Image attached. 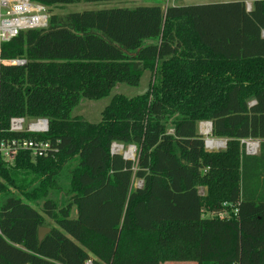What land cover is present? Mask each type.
Listing matches in <instances>:
<instances>
[{
	"label": "trees",
	"instance_id": "1",
	"mask_svg": "<svg viewBox=\"0 0 264 264\" xmlns=\"http://www.w3.org/2000/svg\"><path fill=\"white\" fill-rule=\"evenodd\" d=\"M145 70V91L113 95L98 122L74 113ZM13 117L46 118L53 153L0 156V264H264V0L50 13L0 44V140L29 137ZM201 121L223 150L205 149Z\"/></svg>",
	"mask_w": 264,
	"mask_h": 264
},
{
	"label": "built area",
	"instance_id": "2",
	"mask_svg": "<svg viewBox=\"0 0 264 264\" xmlns=\"http://www.w3.org/2000/svg\"><path fill=\"white\" fill-rule=\"evenodd\" d=\"M250 6L249 3H246L248 10ZM49 15V9L46 5L33 0H0V44L8 42L21 30L46 27ZM26 120L28 122L24 125V118H11L9 130L29 133V137L0 140V156L5 160H12L19 152H26L33 159L52 155L53 148L50 141L44 140L39 136V134L45 133L48 129L47 119L35 118ZM207 139L209 138L204 140L205 149L213 150L208 148ZM209 141L220 142V140L214 139H209ZM221 142L223 143L222 147H224L226 142ZM240 142L244 144V149L247 154L253 155L258 152V141L241 139ZM233 213H237L236 208H233ZM209 215L227 218L230 216V213L224 210L217 213L212 212Z\"/></svg>",
	"mask_w": 264,
	"mask_h": 264
},
{
	"label": "rangeland",
	"instance_id": "3",
	"mask_svg": "<svg viewBox=\"0 0 264 264\" xmlns=\"http://www.w3.org/2000/svg\"><path fill=\"white\" fill-rule=\"evenodd\" d=\"M219 1H229V0H126V1H109V2H84L80 1L78 3L73 4H65V5H58L51 7V14H65L68 12H78L83 10H89V9H98V8H109V7H135L137 5H153V4H160L162 7H166L167 5L172 4H182V5H188V4H204V3H214ZM253 0H244L245 3H249L251 5V2ZM49 13V14H50ZM153 80L150 71L145 70L140 85L138 87H126L122 84H117L113 90L110 91L107 95L97 98V99H83L75 108L74 113L78 115L83 121L89 122V123H96L101 119L102 110L103 108L109 103L111 97L115 94H124L126 96H132L137 93H141L145 91L147 88L149 81ZM28 120L25 119L24 125H26ZM201 123H209V121H201L198 124V131H200V124ZM170 131V130H169ZM204 137V140L206 138L214 139V140H220L225 141L226 138H219L211 135L210 133L207 135L202 134ZM113 145H122L123 149H128L129 147L133 146L131 144L124 145L123 143L119 142H113L111 147ZM226 146V143H225ZM224 147H219L217 149H206L208 151H220L223 150ZM123 154V152H120ZM135 156V151H134ZM132 158V157H130ZM11 161V160H10ZM77 160L72 159L70 160L63 168L62 172L57 177V182L59 184V190L54 191L51 190L50 197L54 198L58 204H60L63 201L64 195L63 191L66 189L68 184V171L75 167ZM140 184L139 181L135 180L134 186H138ZM200 194L205 193L204 187H199L198 189ZM74 215V212H73ZM48 223H52L50 220H47ZM161 264H195L193 261H168Z\"/></svg>",
	"mask_w": 264,
	"mask_h": 264
},
{
	"label": "bare ground",
	"instance_id": "4",
	"mask_svg": "<svg viewBox=\"0 0 264 264\" xmlns=\"http://www.w3.org/2000/svg\"><path fill=\"white\" fill-rule=\"evenodd\" d=\"M210 125L209 123H201L200 124V131L204 134L207 135L210 133ZM207 146L208 148L211 149H217L219 147H222L223 143L220 141H209L207 139ZM114 150L117 152H123L127 157H134V149L132 147H129L128 149H123L121 145H114Z\"/></svg>",
	"mask_w": 264,
	"mask_h": 264
},
{
	"label": "water",
	"instance_id": "5",
	"mask_svg": "<svg viewBox=\"0 0 264 264\" xmlns=\"http://www.w3.org/2000/svg\"><path fill=\"white\" fill-rule=\"evenodd\" d=\"M12 63H15V64H22L23 61H18V60H14L12 61ZM209 125H210V129H211V122H209ZM200 134H202L201 132H199ZM226 142V140H225ZM122 146V145H121ZM134 151H135V146H131ZM111 152L112 153H119L117 151L114 150V145L112 146L111 148ZM123 157L124 158H127V159H133L134 157L130 158V157H127L124 153H123ZM49 232V228L48 227H39L38 228V231H37V238H38V241L39 243L42 241V239L44 238L45 234Z\"/></svg>",
	"mask_w": 264,
	"mask_h": 264
},
{
	"label": "crops",
	"instance_id": "6",
	"mask_svg": "<svg viewBox=\"0 0 264 264\" xmlns=\"http://www.w3.org/2000/svg\"><path fill=\"white\" fill-rule=\"evenodd\" d=\"M246 4V3H245ZM226 140V139H225Z\"/></svg>",
	"mask_w": 264,
	"mask_h": 264
}]
</instances>
